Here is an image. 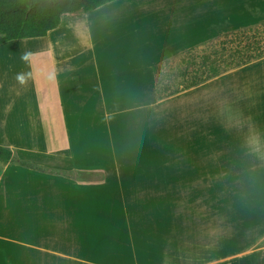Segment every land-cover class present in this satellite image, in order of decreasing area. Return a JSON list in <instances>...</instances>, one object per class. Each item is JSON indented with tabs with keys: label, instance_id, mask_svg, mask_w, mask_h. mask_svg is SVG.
Wrapping results in <instances>:
<instances>
[{
	"label": "crops",
	"instance_id": "obj_1",
	"mask_svg": "<svg viewBox=\"0 0 264 264\" xmlns=\"http://www.w3.org/2000/svg\"><path fill=\"white\" fill-rule=\"evenodd\" d=\"M262 24L116 0L0 45V146L46 170L0 163V264H264V56L163 99L154 72Z\"/></svg>",
	"mask_w": 264,
	"mask_h": 264
},
{
	"label": "trees",
	"instance_id": "obj_2",
	"mask_svg": "<svg viewBox=\"0 0 264 264\" xmlns=\"http://www.w3.org/2000/svg\"><path fill=\"white\" fill-rule=\"evenodd\" d=\"M113 1L116 0H0V45L45 37L60 25L63 16L88 13ZM260 28H264V24L227 33L156 65L159 98L170 97L264 56V32ZM197 52L201 54L196 55ZM177 62L186 65L185 70L177 72L183 80L176 87L160 85L162 69ZM0 163L44 170L17 161L13 151L3 146H0Z\"/></svg>",
	"mask_w": 264,
	"mask_h": 264
},
{
	"label": "rangeland",
	"instance_id": "obj_3",
	"mask_svg": "<svg viewBox=\"0 0 264 264\" xmlns=\"http://www.w3.org/2000/svg\"><path fill=\"white\" fill-rule=\"evenodd\" d=\"M260 29H261V32L262 31L264 32V28H260ZM198 54H201V53L197 52L196 55H198ZM198 61H199V59H198ZM185 67H186V65L180 64V63L178 64V62L173 63L169 67H164L162 69L163 71L159 75V84L160 85H169L171 87H176L177 84L183 80V78H180L177 76V72L179 69H185ZM38 171L46 172L45 169L44 170H38ZM49 172H51L52 174H55L58 171H49ZM80 178H83V177H80Z\"/></svg>",
	"mask_w": 264,
	"mask_h": 264
},
{
	"label": "clouds",
	"instance_id": "obj_4",
	"mask_svg": "<svg viewBox=\"0 0 264 264\" xmlns=\"http://www.w3.org/2000/svg\"><path fill=\"white\" fill-rule=\"evenodd\" d=\"M22 61L27 63V61H28L27 55L22 57ZM30 78H31L30 72H20V73H17V75L15 77L17 83L21 86L27 85Z\"/></svg>",
	"mask_w": 264,
	"mask_h": 264
}]
</instances>
